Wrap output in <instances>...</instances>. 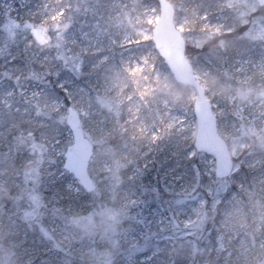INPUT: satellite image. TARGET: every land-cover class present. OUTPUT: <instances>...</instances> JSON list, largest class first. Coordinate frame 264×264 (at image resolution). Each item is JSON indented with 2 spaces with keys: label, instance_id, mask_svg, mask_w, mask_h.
Segmentation results:
<instances>
[{
  "label": "snow or ice",
  "instance_id": "6c2138e0",
  "mask_svg": "<svg viewBox=\"0 0 264 264\" xmlns=\"http://www.w3.org/2000/svg\"><path fill=\"white\" fill-rule=\"evenodd\" d=\"M31 3L0 0V227L18 264H84L97 241L77 210L121 191L126 227L101 213L119 254L97 264H264V0H108L95 35L89 0Z\"/></svg>",
  "mask_w": 264,
  "mask_h": 264
},
{
  "label": "rangeland",
  "instance_id": "374dc122",
  "mask_svg": "<svg viewBox=\"0 0 264 264\" xmlns=\"http://www.w3.org/2000/svg\"><path fill=\"white\" fill-rule=\"evenodd\" d=\"M38 2H39V0H35L34 2L31 3L30 7L34 8ZM72 2H73V4H76L78 2V0H72ZM89 2L96 8L97 15H93L91 12H89L86 17L83 15L80 16V20L83 21V20L87 19L89 21V23L84 27L83 30L89 31L90 35H95V33L91 32V30H90L91 25L93 23H95V21L97 19H100L101 15L103 16L104 20L108 19V16H109V10L107 8L108 0H89ZM17 7H18V3H17ZM25 10H27V9H25ZM111 15L116 16L117 12L112 11ZM122 28L127 29L129 31L131 30V28L129 27L127 22H125L122 25ZM111 31L116 32V31H118V29L115 27H112ZM78 38H79V36H78ZM203 87L205 88V90H208V91H214V92L223 93V94L231 93V94L235 95L239 91V89L241 88V85L235 81H226V80H219V79L213 78V79H209L203 85ZM249 99L250 100H256V97L250 96ZM145 119H150V116H146ZM113 143H114V148H115V152H116L117 156L122 155L126 151V149L123 147V145L119 141H114ZM130 147H132L131 142H130ZM133 155H134V149H133ZM96 158L98 160H101V161L107 159V157H105L102 154H98ZM162 160H163V156H158L155 165L154 166L150 165V175H151L153 182L155 181L158 172H160ZM161 175H162V173H161ZM124 205H125V201L123 200L122 205L118 207L121 210V212H120V215L118 216V219L120 222L115 225L117 230H120V229L126 227L127 221H126V217L123 215ZM104 209H111L114 212H117L115 203H113L110 200V198L105 197L103 199H97V201L94 204H90L87 208H85L83 211L80 210L79 214H77V215L92 214V223H91L92 230H96L98 228L103 229L106 244H107V247H105L104 249L98 248L99 251L96 252L93 257H91L87 254L84 264H97V259L98 258L103 259L106 256L105 254L110 255V253H109L110 248L114 247L112 245V243L110 242L108 236L105 235V230L108 227L109 222H107L105 217L103 215H101V213L104 211ZM246 211H247L249 220H251L254 209L246 210ZM3 246H5V245H2V246L0 245V247H3ZM1 251H2V249L0 248V252ZM0 261H2V258H0ZM17 261H18V259H17Z\"/></svg>",
  "mask_w": 264,
  "mask_h": 264
},
{
  "label": "trees",
  "instance_id": "16d2710c",
  "mask_svg": "<svg viewBox=\"0 0 264 264\" xmlns=\"http://www.w3.org/2000/svg\"><path fill=\"white\" fill-rule=\"evenodd\" d=\"M34 1L35 0H32V2H34ZM33 10H35V7L33 8ZM24 11H27V10H24ZM124 197H125V193L123 191L118 192L115 196H109L108 197V198H110V200L113 203H115V206H116L118 213L121 212V210L118 207L122 205L123 200L125 201ZM79 211L80 210H77L76 214H79ZM69 232L72 233L73 235H76V236L84 234L83 230L80 227H77L75 225L70 226ZM92 233H93V235L97 241L96 252L99 251L98 248L104 249L105 247H107L103 229L98 228L96 230H92ZM12 240H13V237H12V235L9 234V230L7 228L0 227V245L1 246L5 245L3 247H0L2 249V251L0 252V258H2L3 264H18L17 256L12 255V253L14 251L18 252L19 250L13 248ZM109 253H110V256L113 259V261H115L118 254H119V249L116 247L110 248ZM87 254L91 257H93L95 255V254L93 255L91 253H85V258H86ZM105 255H107V254H105Z\"/></svg>",
  "mask_w": 264,
  "mask_h": 264
}]
</instances>
